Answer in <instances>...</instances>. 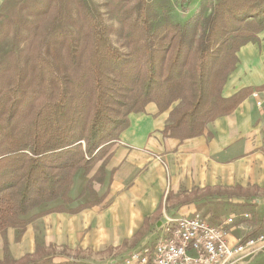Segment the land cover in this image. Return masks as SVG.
I'll use <instances>...</instances> for the list:
<instances>
[{"label": "trees", "instance_id": "1", "mask_svg": "<svg viewBox=\"0 0 264 264\" xmlns=\"http://www.w3.org/2000/svg\"><path fill=\"white\" fill-rule=\"evenodd\" d=\"M105 1V13L94 0H44L26 15L0 12V34L13 37L0 58L3 236L10 228L25 233L50 212L104 203L109 191L99 196L88 185L80 196L90 189V203L65 207L78 200L72 187L79 173L93 171L132 113L155 103L159 113L170 112L164 134L184 140L203 135L252 92L223 95L242 47L261 42L264 0H219L209 16L183 24L160 13L154 0ZM104 175L99 169L92 179ZM45 252L38 245L37 253ZM34 257L7 255L0 264H31Z\"/></svg>", "mask_w": 264, "mask_h": 264}, {"label": "crops", "instance_id": "2", "mask_svg": "<svg viewBox=\"0 0 264 264\" xmlns=\"http://www.w3.org/2000/svg\"><path fill=\"white\" fill-rule=\"evenodd\" d=\"M6 1L0 0V11ZM239 59L223 95L232 97L244 88L252 92L232 113L212 121L203 135L184 140L164 134L169 111L159 114L155 103L146 112L132 113L130 127L91 173L103 166L105 175L96 180L95 191L99 196L109 191L104 203L78 213L50 212L31 222L25 233L10 228L6 236L0 234V259L5 247L12 258L20 259L35 253L38 245L96 252L134 238L143 246L155 245L165 234L170 214L200 212L215 224L236 215L233 245L259 235L264 227V44L242 47ZM79 200L65 207L88 202ZM246 213L251 217L245 218ZM239 264H264V252Z\"/></svg>", "mask_w": 264, "mask_h": 264}, {"label": "built area", "instance_id": "3", "mask_svg": "<svg viewBox=\"0 0 264 264\" xmlns=\"http://www.w3.org/2000/svg\"><path fill=\"white\" fill-rule=\"evenodd\" d=\"M254 96L260 98L259 93ZM263 106V101L258 100ZM245 218L251 215L246 213ZM236 215L221 223L200 212L177 218L170 217L165 234L155 245H145L113 264H239L264 252V227L254 237H245L231 244L230 234Z\"/></svg>", "mask_w": 264, "mask_h": 264}, {"label": "rangeland", "instance_id": "4", "mask_svg": "<svg viewBox=\"0 0 264 264\" xmlns=\"http://www.w3.org/2000/svg\"><path fill=\"white\" fill-rule=\"evenodd\" d=\"M40 1L42 2L44 0H10L7 3V5L2 8V10L0 12L5 13L7 15H14L17 12L22 13V14L24 13L23 15H26L30 12V9L33 6L37 5ZM218 1L219 0H154V2L157 3L156 4L157 10L160 13H162V14L166 13L167 15L170 16L172 21H174L176 23H182V24L189 22L193 17H195L197 15L209 16L212 12L213 6ZM94 2L96 3V5H98L101 8L102 13H105V11L108 10L106 8L107 1H105V0H94ZM183 7H185V9H186L185 11H184ZM1 24H3V20H0V25ZM1 37H3V36L0 34V58L4 56V54L7 52L8 49H10V46L13 43V37H8V38L3 37L2 39H1ZM259 44L260 45L264 44V33L261 36V42H259ZM159 114H161V113H159ZM169 122H170V117H169L168 124H169ZM109 152H108V154H109ZM106 156H104L103 158H106ZM109 156L110 155H108V157ZM101 160H99L98 163ZM97 164H96V166H97ZM100 169H103V166ZM94 171H95V168L93 169V171L91 173H93ZM91 173L89 175H85L83 172H80L79 173L80 177L79 176L77 177L79 179L76 180L77 184L75 185V188H74V189H76L74 195H75V197L78 198V200L81 197H82V200L87 201V199H88V202H86L84 204H88L92 201V194H91L92 192L89 189L85 193V195L80 196L82 189L86 190L88 185H90L91 188H93L95 191V186H97V181L94 180V178L92 179L93 175ZM73 187H74V185H73ZM73 187H72V190H73ZM83 196H85V198H83ZM78 200L76 201L77 204L80 201V200L79 201ZM96 206H99V205H96ZM105 206H106L105 204L102 205L103 208ZM40 210L44 211L45 208H41ZM40 210L39 209L36 210V213ZM164 215H166V213L165 214L163 213V215H162L164 217V220L166 221V216H164ZM173 216L178 217L176 215L170 214V217H173ZM154 230L157 231V228L154 227ZM145 231H146V229H145ZM164 232H165V227H164ZM136 240L137 239L134 238L133 240H130L127 243L121 244L120 246L111 247L108 250H103V251H99V252H96L91 248L82 250L79 248L70 249V248H66L63 246H59V247L51 246L48 248L44 247L45 249H47L48 252L41 254V253H37V251H38V248H37L36 252L32 253L35 255V257H34V260L31 261L30 263L31 264H58V263L113 264L115 259L121 260L122 258L129 255L131 252L139 249L140 247H144L142 245V243L140 242V240H138V242ZM157 240H158V238L155 239V241H157ZM151 243H152V245H154L153 242H151ZM125 250L127 251L126 253L125 252L121 253L122 251H125ZM5 252H6L5 256L9 255V249L7 247H5ZM117 253H118V256L116 257Z\"/></svg>", "mask_w": 264, "mask_h": 264}]
</instances>
